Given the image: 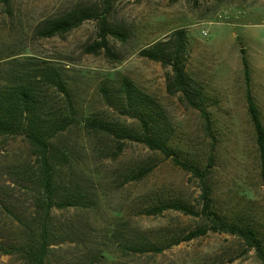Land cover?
I'll list each match as a JSON object with an SVG mask.
<instances>
[{"label": "rangeland", "instance_id": "1", "mask_svg": "<svg viewBox=\"0 0 264 264\" xmlns=\"http://www.w3.org/2000/svg\"><path fill=\"white\" fill-rule=\"evenodd\" d=\"M80 9L95 17L63 35H42L49 21ZM103 20L120 36L108 34L110 52H93L103 39ZM179 29L186 31L192 92L207 117L169 89L170 67L142 53ZM242 48L264 125V0H0V90L27 76L39 86L46 117H64L68 101L49 80L58 79L76 112L74 122L52 137L60 196L75 205L52 212L58 236L48 264H263L244 240L227 233L179 240L207 223L199 216L147 214L169 200L200 210L203 184L173 158L130 138L142 127L127 114L122 94L123 80L130 79L157 100L165 118L155 108L156 129L181 161L207 172L215 209L230 222L256 229L264 241V182ZM94 118L110 130L88 128ZM36 165L23 135L0 134V264H28L25 249L35 240V218L45 216L33 179ZM142 169L149 172L137 178ZM115 227L129 239L164 249L121 251L105 239V231ZM99 249L111 254L97 259Z\"/></svg>", "mask_w": 264, "mask_h": 264}, {"label": "trees", "instance_id": "2", "mask_svg": "<svg viewBox=\"0 0 264 264\" xmlns=\"http://www.w3.org/2000/svg\"><path fill=\"white\" fill-rule=\"evenodd\" d=\"M95 17L90 10L80 9L71 11L62 17L49 21L42 31L45 37L63 35L72 29L80 26L85 20ZM102 25V41L93 45L91 51L96 52L102 47L110 52L108 34L120 36V32ZM187 48V36L184 29L173 32L165 41L157 42L149 48L143 50V54L151 59L161 61L167 67H170L169 89L183 94L182 100L194 108L201 110L207 117V111L202 105V101L192 92L190 81L185 69V54ZM242 59L245 68V78L247 85V101L251 119L253 121L257 143L260 151L261 176L264 182V125L260 117L259 108L250 88V65L245 50L242 48ZM54 77V73H49ZM59 84V89L65 95L69 112L64 117L47 118L43 112V104L38 91L39 86L36 82L26 76L25 80L16 82L9 90H0V134L2 135H23L37 157L38 172L33 174L34 182L41 188L42 201L44 202L45 216L35 218V240L25 249L28 264H48L53 237L58 236L57 229L53 228L52 212L55 208H65L68 205H75L62 200V192L59 187L62 185L56 177L60 165L52 160L51 147L52 137L58 132L65 130L74 122L76 112L67 88L63 81L58 79H49ZM124 109L127 114L132 113L139 118L141 130L137 133H130V138L144 144L151 150L160 151L166 157L173 158V161L183 166L185 169L198 176L203 184L201 194L200 210H195L187 204L178 200H169L162 202L147 209V214L157 215L164 211L174 210L186 215H196L207 223L200 227L188 231L183 239L191 240L204 236L209 232L227 233L240 239L252 249H254L264 264V241L260 238L256 229L230 222L225 216L215 209L212 190L207 183V172L201 170L196 165L183 162L177 156V153L171 149L164 133L156 129L157 119L155 108L159 109V116L165 118V113L160 104L150 94L140 89L130 79H124L122 83ZM74 114V115H73ZM86 126L96 131H109L107 123L100 119H89ZM149 172L148 169H142L137 178H142ZM60 196V200L58 199ZM39 219V224L37 221ZM51 220V222H50ZM108 227H112L109 226ZM105 239L111 245L119 246L124 252H162L164 245L152 241H141V238L130 239L119 228L108 229L104 233ZM126 238V241H124ZM111 254V251L99 249L94 255L97 259L104 253Z\"/></svg>", "mask_w": 264, "mask_h": 264}]
</instances>
